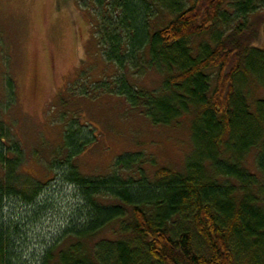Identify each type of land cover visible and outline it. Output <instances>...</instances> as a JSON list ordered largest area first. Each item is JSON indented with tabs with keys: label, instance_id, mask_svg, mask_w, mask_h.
<instances>
[{
	"label": "trees",
	"instance_id": "obj_1",
	"mask_svg": "<svg viewBox=\"0 0 264 264\" xmlns=\"http://www.w3.org/2000/svg\"><path fill=\"white\" fill-rule=\"evenodd\" d=\"M81 5L94 8L102 60L118 70L92 91L122 98L157 127L188 121L191 151L181 172L158 167L151 176L142 164L153 160L126 153L108 175L86 177L74 159L92 140L83 127L68 125L61 142L66 156L50 169L58 164L81 206L38 264H264V50L254 45L264 28V0ZM150 71L161 78L156 89L130 82L128 75ZM4 90L0 264H25L19 228L5 206L13 199L33 204L43 184L20 171L24 151L1 118L15 99L10 79Z\"/></svg>",
	"mask_w": 264,
	"mask_h": 264
},
{
	"label": "rangeland",
	"instance_id": "obj_2",
	"mask_svg": "<svg viewBox=\"0 0 264 264\" xmlns=\"http://www.w3.org/2000/svg\"><path fill=\"white\" fill-rule=\"evenodd\" d=\"M83 1L0 0L2 101L5 81L15 86L14 102L1 118L24 151L21 173L43 184L33 204L13 199L5 206L7 220L19 228V254L25 264L39 263L72 211L81 206L79 192L62 180L58 164L50 169L52 161L66 156L61 143L66 128L83 127L80 130L92 140L74 159L86 177L108 175L115 160L126 153L153 160V166L142 164L151 176L158 167L181 172L191 151L188 121L157 127L130 110L122 98L92 91L118 70L102 60L91 24L94 8H83ZM254 43L264 50L263 27H258ZM128 77L146 90L161 82L152 71L141 78ZM254 154L247 162L251 169Z\"/></svg>",
	"mask_w": 264,
	"mask_h": 264
}]
</instances>
